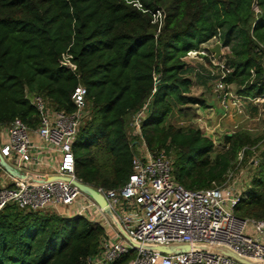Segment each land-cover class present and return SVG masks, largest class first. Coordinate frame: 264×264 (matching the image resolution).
Instances as JSON below:
<instances>
[{
    "label": "trees",
    "instance_id": "1",
    "mask_svg": "<svg viewBox=\"0 0 264 264\" xmlns=\"http://www.w3.org/2000/svg\"><path fill=\"white\" fill-rule=\"evenodd\" d=\"M253 3L0 0V127L16 119L31 129L39 125L28 93L42 96L57 111L74 113L72 96L85 87L88 114L73 147L75 175L85 184L116 189L129 180L140 140L129 138L130 123L147 106L141 124L146 146L173 161L175 181L189 190L221 185L243 150L249 158L256 148L257 171L235 214L263 219L264 135H228L227 149L213 156L214 142L201 129L171 121L190 108L208 107L192 90L197 79L208 84L217 75L203 65L192 67L185 58L214 38L228 50L225 83L237 85L243 96L264 95V0L256 8ZM159 10L164 19L157 35L152 14ZM102 147L110 157L109 170L94 163L93 150ZM106 234L102 224L83 216L8 205L0 212V264H86ZM136 255L130 251L111 264H130Z\"/></svg>",
    "mask_w": 264,
    "mask_h": 264
},
{
    "label": "built area",
    "instance_id": "2",
    "mask_svg": "<svg viewBox=\"0 0 264 264\" xmlns=\"http://www.w3.org/2000/svg\"><path fill=\"white\" fill-rule=\"evenodd\" d=\"M134 5L142 7L139 3ZM152 16L153 23L158 25V35L163 24V11H156ZM217 43L214 38L203 46L204 50L188 53L185 60L210 58V72L213 76L217 75L213 84L214 93L224 115L229 113L231 103L246 101L258 108L256 120L260 122L264 95L243 96L229 90L225 78L230 69L224 54L217 60L211 52H207ZM255 79L256 73L252 70L250 84L253 85ZM86 95L85 87H77L72 96L76 111L66 113L50 107L42 96L28 93V99L39 113V125L31 129L22 120L16 119L10 125L1 127V155L27 178L19 179L8 174L11 183L0 188V212L8 205H15L28 211L55 210L62 215L83 216L102 224L107 234L100 240L98 253L89 257L86 264H111L130 251L137 253L130 264H242L220 254L216 250L218 248H227L244 259L264 264V218H240L235 214L236 207L246 198L251 185L247 191H240L236 179L229 182L231 171L224 183L205 190H189L175 181L173 161L163 151H149L142 137L141 124L147 106L132 119L135 135L140 140L135 144L129 180L116 189L87 185L106 199L125 231L135 241L163 245L205 243L212 245L214 250L165 255L134 249L91 196L63 179L82 182L75 175L73 147L85 119L88 106ZM202 131L211 139L215 137L207 125L202 127ZM250 164L256 167L258 160L253 159ZM0 170H4L1 165ZM239 176H243L242 171ZM47 177L59 179L42 181ZM249 180L250 184L252 178Z\"/></svg>",
    "mask_w": 264,
    "mask_h": 264
},
{
    "label": "rangeland",
    "instance_id": "3",
    "mask_svg": "<svg viewBox=\"0 0 264 264\" xmlns=\"http://www.w3.org/2000/svg\"><path fill=\"white\" fill-rule=\"evenodd\" d=\"M161 28V27H160ZM222 53L225 55L228 53L227 49H222ZM202 59V60H201ZM187 63H192L193 61H201L204 62L207 65V69L210 70L212 68V65L208 62L206 57L197 58L194 60H186ZM214 69V68H213ZM215 72H217V69H214ZM212 83H204L200 82L199 79L196 80L195 87L196 89H199L200 87H205V89L214 87L211 85ZM201 89V88H200ZM204 88L202 90H205ZM229 90L233 91L234 93H239V87L237 85H229ZM196 91V90H195ZM213 94L214 88H213ZM231 108L235 109L237 111V114L231 112L227 113V116L223 120H214L213 117L215 115L213 114L208 115L207 113L201 116V108L193 107L190 108L185 114L178 115L177 117L173 118L171 121L173 124L177 126H184V125H193L196 128H199L202 130V127H205L207 125L212 133L215 134V137L212 138L215 150L213 153V156H216L217 154L224 151V149L228 146L226 143V136L233 135L237 133H249L254 139H258L259 137H262L264 135V126L262 125V122L257 121L253 118V116L250 114L249 106L246 101H243L241 103H231ZM242 113V115H239V113ZM214 113V112H213ZM88 114V106L85 110V119ZM209 117V118H208ZM84 119V120H85ZM133 119V118H132ZM211 119V120H208ZM219 123V124H218ZM0 132H2V129L0 128ZM129 138L134 139L136 138L135 135V128L132 126V123H130V129H129ZM206 136V135H205ZM94 155V163L99 166H105L106 169H110V157L107 154L106 150L102 148H97L93 150ZM253 159L259 160V152L257 150H254L252 155H249V158L245 156L244 153H242L239 157L238 162L236 163V166L231 171L230 176V183H232L235 180L237 187L240 189V191H247L250 188L249 179L253 178V176L256 174L257 166L252 167L250 164ZM251 165V166H250ZM242 171L243 176H239L240 172ZM238 177V178H237Z\"/></svg>",
    "mask_w": 264,
    "mask_h": 264
},
{
    "label": "water",
    "instance_id": "4",
    "mask_svg": "<svg viewBox=\"0 0 264 264\" xmlns=\"http://www.w3.org/2000/svg\"><path fill=\"white\" fill-rule=\"evenodd\" d=\"M257 4H258V0H254L253 8H256ZM210 52L214 55L215 59L218 60L222 55V44L217 43L214 47L210 49ZM61 66L64 68H68L69 64L66 62H62ZM0 165L12 177L19 178V179L27 178V176L24 173H21L17 169L13 168L10 164H8L6 160L4 159V157L1 155V153H0ZM55 179H59V177H47L42 181L48 182V181H52ZM63 179L67 181H71L74 185L79 187L84 193L91 196L100 205V207L104 209V213L110 217L113 225L117 228L120 234L133 246L134 249H143V250H148V251H153V252H160L165 255H179V254L188 253L190 251H213L214 250V247L212 245L205 244V243H196L193 245L189 243H172L169 245L141 244L135 241L133 238H131L128 235V233L125 231L124 227L120 223L117 216L113 213L112 209L109 207L106 199L100 193H98L94 188L82 182L71 179V178H63ZM216 250L220 254L228 258L234 259L237 262L242 263V264H259V263L251 262L247 259H244L227 248H218Z\"/></svg>",
    "mask_w": 264,
    "mask_h": 264
},
{
    "label": "crops",
    "instance_id": "5",
    "mask_svg": "<svg viewBox=\"0 0 264 264\" xmlns=\"http://www.w3.org/2000/svg\"><path fill=\"white\" fill-rule=\"evenodd\" d=\"M190 65L192 67H195L196 65H198V66L203 65L206 67V64L204 62H201V61H195V62L193 61L192 63H190ZM206 68H208V67H206ZM210 83H212V82H210ZM213 84H214V82L211 85H213ZM200 88L196 89V87H194L192 90V93L195 96H200L203 99H205L206 103L208 104L207 108L198 107V108H201V110H200L201 116L207 113L208 115H211V116L214 114L215 115V117H213L214 120L224 119L227 115H224V111L221 108L219 101L217 100L216 95L213 94V88L214 87H211V88L208 87V89H205V87H200ZM203 88L205 90H202ZM247 104L249 106L250 114L253 116L254 119H256L257 114H258V111L255 108L256 106L249 104V103H247ZM231 109L232 108H230V110ZM230 110H229V112H230ZM231 112L237 114V111L234 108L231 110ZM239 115H242V113L240 112ZM208 120H211V119H208ZM1 142L2 141H0V147L2 146ZM10 183H11V180L8 177V173L5 170H0V188L3 187L4 185L10 184Z\"/></svg>",
    "mask_w": 264,
    "mask_h": 264
}]
</instances>
